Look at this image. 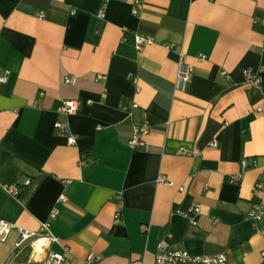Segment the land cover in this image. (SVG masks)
Listing matches in <instances>:
<instances>
[{
    "label": "crops",
    "instance_id": "1",
    "mask_svg": "<svg viewBox=\"0 0 264 264\" xmlns=\"http://www.w3.org/2000/svg\"><path fill=\"white\" fill-rule=\"evenodd\" d=\"M136 35L153 44L138 51ZM180 53L195 68L186 91ZM0 69L10 72L0 85V220L16 226L0 241V264H31L18 229L38 232L54 208L52 250L64 264L90 253L96 264H155L160 242L264 264V234L247 217L264 207V0H0ZM70 100L79 108L65 116ZM144 123L148 150L132 149Z\"/></svg>",
    "mask_w": 264,
    "mask_h": 264
},
{
    "label": "built area",
    "instance_id": "2",
    "mask_svg": "<svg viewBox=\"0 0 264 264\" xmlns=\"http://www.w3.org/2000/svg\"><path fill=\"white\" fill-rule=\"evenodd\" d=\"M142 8V3L136 1L133 13L136 15L139 13V10ZM101 17H104V12L101 11ZM136 49L138 51L143 50L144 48L153 44V39L149 37H144L141 35L135 36ZM167 49H172L171 45L166 46ZM205 57L200 56L198 59L202 61ZM195 68L192 65H189L186 62V57L183 53L179 55V61L177 65V86L181 91H186L191 83ZM247 85L250 87L258 88L261 84V78L259 73L253 72L250 69L243 71ZM10 72L7 70L0 69V85H5L9 82ZM101 78V77H100ZM77 78L74 76L66 77L64 80L65 84L75 86L77 84ZM78 102L76 101H65L61 108V114L65 116H71L77 113L78 111ZM99 129L101 127H98ZM56 132L59 136L65 137L69 145H75L77 143V138L70 132L69 125L65 121H58L55 124ZM150 133V125L144 123L138 125L134 128L132 139L129 141V146L132 149L143 148L145 151L148 150L147 145L144 142V138ZM211 146L216 147L217 143L214 142ZM185 152L183 148L181 150ZM87 164V161H81V165L84 166ZM243 166H246L244 161ZM241 178L240 175L235 176L231 179L232 182H236ZM159 182L164 185L171 187L173 183L167 181L164 178H160ZM31 184L30 180L25 182V186ZM262 185L257 184L254 188L255 195H259ZM8 194L17 196L18 192L15 185H10L5 188ZM182 191L183 188H180ZM60 202H65V196H61L59 199ZM189 212L199 213L200 207L198 205H192L189 209ZM59 210L54 208L50 214V219L55 220L58 217ZM248 219L252 222L255 229L261 234H264V230H259V225L264 224V207L259 204H255L253 208L248 212ZM122 219V210L118 209L115 214V221L120 222ZM51 221L43 222L40 226L38 232H29L24 229H18L19 239L17 241L16 247L21 248L25 245L30 244L33 252L31 257V264H64L65 255L63 253L56 252L52 250L54 245L60 243L58 237L52 231ZM196 225V223H193ZM16 229V226L12 223L0 220V241L5 242L9 238L11 232ZM143 233L147 234L150 231V227L144 226ZM264 257V253H263ZM100 260V257L96 256L93 253H90L85 261V264H96ZM129 264H145L143 259L138 261L130 262ZM155 264H229L228 258L225 254H216L211 256H193L187 251L182 250H171L165 242H160L157 247V252L155 255Z\"/></svg>",
    "mask_w": 264,
    "mask_h": 264
}]
</instances>
